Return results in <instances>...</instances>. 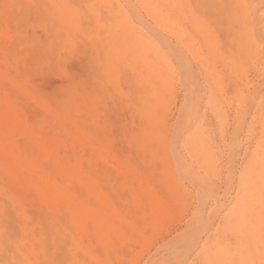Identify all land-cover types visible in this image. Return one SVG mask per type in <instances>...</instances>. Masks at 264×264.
Instances as JSON below:
<instances>
[{
  "label": "bare ground",
  "instance_id": "obj_1",
  "mask_svg": "<svg viewBox=\"0 0 264 264\" xmlns=\"http://www.w3.org/2000/svg\"><path fill=\"white\" fill-rule=\"evenodd\" d=\"M140 8L156 27L145 24ZM261 15L264 0H0V264H111L126 217L99 173L139 174L113 149L109 101L134 110L140 129L126 134L125 122V137L159 161L168 181L199 176L175 145L194 146L204 165L200 108L207 101L219 109V102L193 59L217 87L223 77L216 61L228 64L241 81L233 97L239 127L249 116L260 126L237 202L242 237L228 260L264 264V83L249 77L251 68L264 73ZM186 19L211 51L201 49ZM76 51L84 57L81 70L67 75ZM51 73L68 80L47 91L38 78ZM176 83L183 101L167 124ZM205 179L197 184L201 202L215 190ZM142 185L127 180L121 187L137 192ZM134 203L151 209L159 201L145 194ZM206 223L196 212L179 243L150 264H190L189 247ZM83 237L90 240L85 247ZM97 241L104 243L102 259ZM219 250L231 247L212 254Z\"/></svg>",
  "mask_w": 264,
  "mask_h": 264
},
{
  "label": "rangeland",
  "instance_id": "obj_2",
  "mask_svg": "<svg viewBox=\"0 0 264 264\" xmlns=\"http://www.w3.org/2000/svg\"><path fill=\"white\" fill-rule=\"evenodd\" d=\"M140 12L148 27L157 26L152 16L142 8ZM260 23L264 29V15H261ZM185 25L204 52L212 50L202 33L191 25L190 19L185 20ZM83 60L81 51L68 56L65 67L71 74L67 75L78 74ZM193 63L201 74V80H204L207 88L213 91L219 102V109L207 101L200 108L198 123L204 135V155L208 154L204 165L202 160L195 157L194 146L182 140L175 145L178 152L199 174L195 180L181 175L175 180L168 181L159 169V161L146 157L135 142L130 143L125 137V133L137 132L140 129L134 110L126 102L116 100L117 105H113V102L109 101L111 108L107 120L112 127L107 134L113 141V149L116 153L126 155L127 161L138 170L139 174L138 176L118 175L115 168H111L107 174L102 171L99 173V178H105L112 186L110 189H105L116 202L117 210L126 217L119 228L123 235L116 241L117 245L109 258L111 264H150L154 257L166 255L179 243L178 234L187 229L190 219L198 211L205 216L207 223L189 247L187 258L190 264H229L230 255L238 247L242 232L239 227L237 202L243 195L242 179L246 164L255 148L260 126L249 116L242 128L239 127L237 104L233 97L241 81L228 64L222 60L216 61L223 77L217 87L208 79L202 64L195 59ZM51 74L39 76L38 80L41 82L38 85L45 86V89H42L47 88L48 91V88H51V91L55 86L62 85L68 80L65 74ZM249 77L253 82L264 83V73L259 70L251 68ZM79 79V76L75 78L76 81ZM183 93L181 85L176 83L173 103L166 113L167 124L176 121L183 101ZM29 107L32 111L38 110L34 103H30ZM125 122H128V125L124 133L122 126ZM182 138L184 139V136ZM205 178L211 180L215 190L201 202L197 184L203 180L206 183ZM127 180L137 184L141 182L143 191L136 192L127 187L122 188L121 185ZM145 194L155 197L159 203L151 209L136 205L135 198ZM89 242V239L83 237V247ZM228 245L231 250L227 254H223V250L212 254V251L217 250L219 246ZM96 247L98 256L102 259L104 243L97 241ZM80 257L85 262L88 260L84 252L80 253Z\"/></svg>",
  "mask_w": 264,
  "mask_h": 264
}]
</instances>
